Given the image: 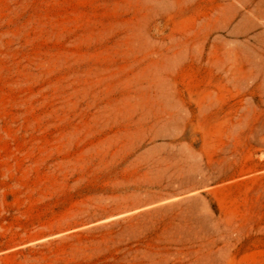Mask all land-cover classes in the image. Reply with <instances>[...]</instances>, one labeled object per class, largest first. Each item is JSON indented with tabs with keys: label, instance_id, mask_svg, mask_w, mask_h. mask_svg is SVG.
Masks as SVG:
<instances>
[{
	"label": "rangeland",
	"instance_id": "rangeland-1",
	"mask_svg": "<svg viewBox=\"0 0 264 264\" xmlns=\"http://www.w3.org/2000/svg\"><path fill=\"white\" fill-rule=\"evenodd\" d=\"M0 264H264V0H0Z\"/></svg>",
	"mask_w": 264,
	"mask_h": 264
}]
</instances>
